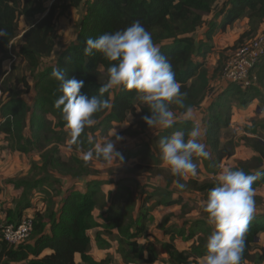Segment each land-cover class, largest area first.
Instances as JSON below:
<instances>
[{
    "label": "trees",
    "instance_id": "trees-1",
    "mask_svg": "<svg viewBox=\"0 0 264 264\" xmlns=\"http://www.w3.org/2000/svg\"><path fill=\"white\" fill-rule=\"evenodd\" d=\"M82 1L63 0L61 10L77 7ZM215 9L216 20L221 18L219 24L211 22L204 37L197 40L195 33L204 25V17ZM57 10L56 4L48 9L44 8L41 0H0V29L7 33L0 37V53H5L9 44L18 36L19 19H33V24L20 38L17 59L18 63L26 65L31 74L36 71L41 61L51 56L56 46L54 27L58 15L64 13H58ZM241 20L247 21V29L239 36L236 45L250 41L264 23V0H89L86 1L85 14L79 23L75 43L63 49L54 66H45L39 71L32 88L26 78L17 79L13 90L6 88V83L3 84L2 92L7 96L5 101L0 100V137L9 144L12 151L24 155L37 151L40 158L39 164L32 163L29 177L10 181L21 193L14 210L6 211L5 222H18L23 213L32 208L31 200L36 192L44 196V209L34 213L32 233L17 248L9 246L0 234V264H76V259L82 264H112L113 257L110 254L100 261L94 260L90 255L93 244L105 250L109 249L110 242L115 243L114 252L122 264H199V260L206 255L204 245L212 231L205 224L196 221L180 227L169 226L170 218L165 217L158 227L162 233L170 235V240L164 243L146 240L141 244L140 240L148 237L146 231L150 208H145L142 204L134 215V205L131 204L133 194L128 186L118 183L113 195L108 192L105 196L101 191V182L89 180L81 191L68 189L62 193L63 178H86L92 175V170L89 162L85 160L73 156L63 159L56 146L64 141L69 130L62 119L61 111L54 107V102L61 93L59 82L51 76V72L60 67L65 71L66 79L75 77L84 80L82 93L89 97L98 95L99 88L107 83V69L112 62L95 51L92 55L85 56L83 48L86 39H95L105 33L123 30L139 21L151 33L154 44L171 64L175 78L181 85L180 91L186 94L183 97L184 107L174 102L169 104V109L174 113L173 124L169 128L159 129L157 139L182 131L187 140L190 138L188 133L196 126L191 120L178 118L200 110L204 99L210 93L205 59L211 49L214 32L218 28L225 30ZM258 69H264V57L252 70L256 79L258 77L257 85L242 89L237 85L227 84L213 94L211 102L205 106L202 141L209 156L204 158L194 155L192 159L193 163L204 162L208 171L209 167L214 168L210 170L213 175H216L215 168L219 162L229 156V148L233 149L230 139L223 145L221 142L222 132L227 131L231 124L232 108L237 106L246 109L254 100L264 95L261 92V88L264 91V77H259ZM19 85H23L26 91L35 92L31 105L17 93ZM101 99H106L110 107L94 113L93 124L85 127L77 138L85 150L93 151L94 156V142L89 136L97 131L106 134L114 123L125 122L129 113H135L136 109H140L141 131L150 129L142 120L144 115H150L148 107L135 91L128 92L119 87L112 98L109 89ZM263 129L264 126L254 123L244 128L246 135L254 136L253 140L245 138L246 146L253 156L234 166L232 170L240 169L246 174L264 171V143L258 136ZM146 153L147 150H141L135 155ZM151 154L148 153L146 159L153 161L155 166H160V156L155 155L153 158ZM98 159L106 160L103 157ZM159 172L161 171L158 170ZM172 178L185 185L183 189L179 188L184 193H208L216 187V182L203 185L192 179L185 181L176 176ZM169 185L170 183L165 189ZM263 186L264 176L252 185L255 191ZM155 194L158 195L156 206L177 205L182 215L188 214V204L181 196L170 198L167 190L160 189ZM107 196L110 198L106 210L108 215L100 223L96 221L94 211L106 207ZM150 197L152 195L147 199ZM256 199L254 196V201ZM93 230L97 231L92 237L90 233ZM261 234H264V213L253 214L245 233L241 264L264 263V238L263 246L258 248L257 245ZM175 239L191 243L188 251L178 249ZM45 251L51 253L43 255Z\"/></svg>",
    "mask_w": 264,
    "mask_h": 264
},
{
    "label": "rangeland",
    "instance_id": "rangeland-1",
    "mask_svg": "<svg viewBox=\"0 0 264 264\" xmlns=\"http://www.w3.org/2000/svg\"><path fill=\"white\" fill-rule=\"evenodd\" d=\"M66 1V0H64ZM86 1L83 0L77 7H70L69 10H61L63 5V0H41L43 7L48 9L52 4L58 6V13L64 12L61 15H58L55 23V35H56V46L53 53L49 58L43 59L39 68L31 74V71L27 69L25 64L18 63L17 53L19 46L21 44L20 38L24 31L33 24V19L20 18L18 21L19 33L18 36L9 44L5 53H0V91H3V84L6 83V88L14 89V84L17 79L26 78L29 86L32 88L34 84L35 77L39 71L43 70L45 66H54L59 54L63 49L72 45L76 41L78 34L79 23L82 20L85 14ZM220 6V4H218ZM215 9L213 13L204 17V25L197 30L195 37L203 38L209 24L211 22H216L215 15L217 14ZM246 20H241L233 26L229 27L228 31L225 34L214 32L213 39L210 43L211 49L205 59V69L209 74V84H210V93L206 96L203 101V107L200 111H193L190 115L185 118L179 117L180 120H191L194 122L196 128H199L203 134V123H204V110L205 106L211 102L213 94L218 93L224 87L226 83L221 80V72L224 64L226 63L229 56H231L233 50L239 46L236 45V41L239 36L247 29ZM264 25V23H263ZM217 31V30H216ZM264 35V26L263 29L258 30L256 34L253 35L255 38L257 35ZM215 38V39H214ZM262 64V63H261ZM260 64V65H261ZM259 77L263 75L264 69L260 71L258 69ZM258 80V77H257ZM258 82V81H257ZM264 84V79H263ZM257 85V83H256ZM118 88L114 87L111 89V96L117 92ZM17 93L21 98H23L26 103L31 105L34 100L35 92L33 90L26 91L23 85H19L16 89ZM262 94L264 93L261 88ZM6 94L0 97V100H6ZM264 96V95H263ZM257 98L258 100L257 107H251V109H241L237 106H234V110H245V112L240 113V117L237 118L236 113H233L231 124L227 131L222 132V145L230 139L233 143V149L229 148V156H226L222 161L219 162L215 168L216 175H213L210 170H214L209 167V171L206 169L204 162H196V172L187 173L182 176L178 175L177 178H182L185 181L190 179L197 181L200 184H210L216 182L217 186V177L225 168H233L239 164L244 163L245 161L251 159L250 152H252L245 142V138L248 140H253L254 136L246 135L244 128L250 126L252 123L256 125L264 126V97ZM254 103V102H253ZM252 103V104H253ZM251 104V105H252ZM139 112L129 115L125 122L118 124L114 123L111 129L106 134H101L99 131L95 132L89 136L90 140L94 142V148L96 145H102L109 140H113L115 144V151L120 153L123 157L121 160L118 156L113 157L105 161H101L95 156L93 159L87 161L90 164V169L92 170V175L83 179H72L69 177L63 178L61 180L62 193L70 189H80L83 190L85 183L89 180H95L101 182V191L106 196L108 192H111L112 195L115 192L116 187L121 183L128 186L132 190L133 202L130 203L134 205L133 214L136 215L140 206L145 205V208H150L149 211V222L147 226L146 234L148 237L146 239L142 238L140 240L141 244H144L146 240L155 241L158 240L160 243L168 242L170 240L169 234H164L159 229V225L165 217H169L170 221L169 226L175 225L180 227L182 224H189L190 222H201L205 224L206 228L212 229L206 222V214L202 211L201 202L207 198L205 191L203 192H194L186 191L181 192L177 186V181L172 178V175L167 166H165L161 160L160 166H155L153 161L146 159L148 153H152L151 156L154 158L155 155H159L161 158L160 150H158L159 140L157 139L159 127H154L145 131H141V118L139 117ZM175 119V120H178ZM234 120V121H232ZM259 129V128H258ZM114 130L116 135L121 137L120 140H116L114 136ZM259 138L264 143V129L259 131ZM198 142L203 143L202 136L198 138ZM60 149V154L63 159H68L69 157H77L81 160L83 159L84 153L87 152L78 141L75 143L71 142V137H65L64 141L57 144ZM141 150H147L146 155H135ZM207 151V149H206ZM139 156V157H138ZM208 160V159H207ZM32 163H40L39 153L33 151L28 155L20 154L18 152L12 151L9 144L0 138V178H5L6 181H0L3 186L10 185L13 190L10 194H4L0 199V225L5 222L6 211L14 210L15 204L19 195H16V191L21 193V190H16L13 184L10 181H18L21 178L29 177L31 174V165ZM143 168V169H140ZM147 170H146V169ZM151 170V171H150ZM158 170L161 171L158 173ZM119 183V184H118ZM169 188L165 189L167 184ZM160 189L162 191L167 190L170 194V198H177L178 195L181 196L185 203L188 204V214L182 215L181 209L179 206L175 205L172 207L156 206L155 202L158 200V195L155 194V191ZM53 194V193H52ZM150 195L152 197L147 199ZM62 196V195H61ZM254 196L257 198L255 201V211L254 215H261L264 213V186L259 188L254 192ZM44 196L39 192H36L32 196V208L28 211L29 213H23V216L31 215L34 216V213L37 210L44 209L42 205ZM58 200V197L57 199ZM57 202V201H56ZM110 204V198L106 197V207L101 210L94 211V217L96 221L103 223L105 217L108 215L107 208ZM123 205L125 203L123 202ZM39 208V209H38ZM97 230L91 231L90 235L93 237ZM264 234H261L258 240V248L263 246ZM106 240V238H105ZM177 240L175 239L174 242ZM191 243L178 242V249L182 251H188ZM115 243L110 242V247L108 254L113 257L112 264H122L118 261L114 252ZM93 257L100 261L103 258V253L101 249L93 244ZM106 250V249H105ZM108 250V249H107ZM257 252V250H256ZM105 254V253H104ZM107 256V255H106ZM166 258L165 256H162ZM101 258V259H99ZM105 259V258H104ZM204 259V258H203ZM203 259L199 260V264H203ZM118 262H117V261ZM76 264H82L79 259H76ZM164 264V263H157ZM250 264V263H245ZM264 264V263H262Z\"/></svg>",
    "mask_w": 264,
    "mask_h": 264
},
{
    "label": "clouds",
    "instance_id": "clouds-1",
    "mask_svg": "<svg viewBox=\"0 0 264 264\" xmlns=\"http://www.w3.org/2000/svg\"><path fill=\"white\" fill-rule=\"evenodd\" d=\"M6 35V31L0 29V37ZM94 51L112 62L107 69V83L99 88L98 95L89 97L82 93L84 80L75 77L66 79V73L60 67L51 72V76L59 82L61 93L54 107L61 111L72 143L77 141L85 127L93 124L94 113L110 107L109 102L101 97L114 87L135 91L147 105L150 115H144L142 120L148 128L172 126L174 113L169 109V104L174 102L184 107L183 97L186 94L180 91L181 85L175 78L171 64L154 44L151 33L139 21L123 30L86 39L84 55L90 56ZM114 136L117 141L121 139L115 130ZM188 136L190 138L185 140V133L176 131L170 137L159 140L161 160L174 176L196 172L192 159L194 155L209 156L206 145L198 142L202 136L199 128H193ZM114 149L113 140H109L96 145L95 156L106 160L118 156L122 160L123 157ZM93 156V151L89 150L84 153L83 159L89 161ZM262 176L264 171L246 174L243 170L229 168L219 174L217 186L201 202L206 222L213 229L204 245L206 255L203 264H241L245 233L255 211V190L252 185ZM177 186L180 189L185 187L179 182Z\"/></svg>",
    "mask_w": 264,
    "mask_h": 264
},
{
    "label": "built area",
    "instance_id": "built-area-1",
    "mask_svg": "<svg viewBox=\"0 0 264 264\" xmlns=\"http://www.w3.org/2000/svg\"><path fill=\"white\" fill-rule=\"evenodd\" d=\"M264 57V35H257L250 41L236 47L228 57L221 72V80L242 89L255 86L257 79L252 70ZM4 94L0 91V97ZM33 230V216H22L18 222L0 225L1 238L9 246L17 248L26 242Z\"/></svg>",
    "mask_w": 264,
    "mask_h": 264
},
{
    "label": "crops",
    "instance_id": "crops-1",
    "mask_svg": "<svg viewBox=\"0 0 264 264\" xmlns=\"http://www.w3.org/2000/svg\"><path fill=\"white\" fill-rule=\"evenodd\" d=\"M220 20H221V18H218L217 20H216V22H217V24H219V22H220ZM239 22V21H238ZM238 22H236V23H238ZM235 23V24H236ZM263 24H262V26H261V29H263ZM228 29H229V27H227L225 30H221L220 28H218L217 29V31H215V32H219V33H222V34H225V32H227L228 31ZM197 39H199L198 37H197ZM200 39H202V38H200ZM215 39V38H214ZM254 102V103H253ZM252 103V105H250L249 107H248V109H251V107H257V103H258V100H254ZM203 107V106H202ZM247 109V108H246ZM245 109V110H246ZM201 110V109H200ZM199 110V111H200ZM245 110H233V113H236V115H237V118L238 117H240V113L241 112H245ZM191 114V112L190 113H188V114H186V115H184V116H182V118H185V117H187L188 115H190ZM2 121V119L0 118V122ZM232 121H234V120H232ZM1 138V137H0ZM2 139V138H1ZM3 140V139H2ZM250 156H253V153L252 152H250ZM1 177V176H0ZM83 179V178H82ZM0 181H6V179L5 178H0ZM0 189H1V193H0V199L4 196V194H10L11 193V191L13 190V188H12V186H10V185H6V186H3L2 184H1V182H0ZM77 190H80V189H77ZM20 193H18L17 191H16V195L15 196H17V195H19ZM43 205V204H42ZM39 209V208H38ZM40 210H41V208H40ZM30 212L31 211H26L25 213H29L30 214ZM177 241L175 242V244H176V247H177V245H178V242H181L180 240H178V239H176ZM92 248H93V246H92ZM178 248V247H177ZM107 251H109V249L107 250H101V252L103 253V258L101 259V258H99V259H101V260H103L105 257H106V255H108V252ZM51 252L50 251H45L44 252V254L43 255H46V254H50ZM105 253V254H104ZM90 255L93 257V250L91 249V251H90ZM93 259L94 260H96L94 257H93ZM115 259H117L118 261H120L121 262V260H120V258L119 257H117L116 256V258ZM116 260V261H117ZM97 261V260H96ZM117 261V262H118Z\"/></svg>",
    "mask_w": 264,
    "mask_h": 264
}]
</instances>
